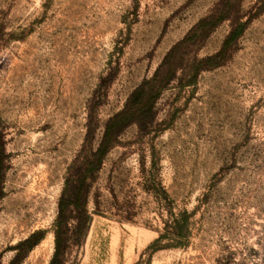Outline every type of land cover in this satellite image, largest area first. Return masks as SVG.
Here are the masks:
<instances>
[{
    "label": "rangeland",
    "instance_id": "374dc122",
    "mask_svg": "<svg viewBox=\"0 0 264 264\" xmlns=\"http://www.w3.org/2000/svg\"><path fill=\"white\" fill-rule=\"evenodd\" d=\"M58 233L59 264H264V0H0V264Z\"/></svg>",
    "mask_w": 264,
    "mask_h": 264
},
{
    "label": "trees",
    "instance_id": "16d2710c",
    "mask_svg": "<svg viewBox=\"0 0 264 264\" xmlns=\"http://www.w3.org/2000/svg\"><path fill=\"white\" fill-rule=\"evenodd\" d=\"M237 35H238V32H237L236 28L234 27L232 29V31L230 32V34L228 35L226 42L224 44L225 45L224 47L229 46L231 44V42L233 41V39ZM184 42H185V40L183 42H179L178 44H176L172 48V50L170 51V54L173 53L175 50H177L179 47H181ZM221 53H223V50L221 52H219L217 55L204 58L202 60V62L214 61V59L219 57L221 55ZM164 64H162L160 66V68H159L160 70H161V68H163ZM155 79H157V78H155ZM111 121L112 120H110V122ZM119 130L120 129H117V131L115 130L114 133H112V131L110 130V124L109 123L107 124L104 137L101 140V143L99 146V151L102 152V156H104L109 151V149L112 147V145L115 141V139H113L112 136H113V134L117 135ZM86 180H87L86 176H82V177H79L77 179H74V184H73V181H71V179H69V178L66 182V189L64 190V194H63L61 202H60V208H61L60 222L63 223L65 226H68V224L71 220H76L77 221V225L75 226L76 229L81 228L83 230H86V228L90 224L92 217H91L89 210H88V207H87L88 196H89V192H90V183H87ZM78 183H79V185H78ZM71 186H73L72 189L69 188ZM184 214H185V212L182 213L181 216ZM183 228H184V223H183L182 218L176 217L175 219H173V221L170 224H167L166 232L163 233L159 238H157L150 245V248H152L155 251L157 249L169 248V247L178 246V245L183 244V241L181 239V236H183L182 235ZM68 229L69 228L67 227V230ZM34 236H35V234H32L26 240L21 242L18 246H21L24 243L29 242ZM163 239H167L168 242L165 243L164 245H160L161 241H163ZM57 242H58L57 249H56V252H55L54 257L52 259L51 264H59L61 262H63V263L65 262L64 253H62L60 248H59V233L57 235ZM37 243H38V240L35 241L34 243H32L31 247H33ZM17 257H18V255L13 259V261ZM13 261L10 264H12Z\"/></svg>",
    "mask_w": 264,
    "mask_h": 264
}]
</instances>
